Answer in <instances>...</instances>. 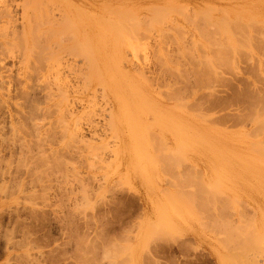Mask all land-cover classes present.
<instances>
[{"label":"rangeland","instance_id":"1","mask_svg":"<svg viewBox=\"0 0 264 264\" xmlns=\"http://www.w3.org/2000/svg\"><path fill=\"white\" fill-rule=\"evenodd\" d=\"M0 16V264H264V0H0Z\"/></svg>","mask_w":264,"mask_h":264},{"label":"bare ground","instance_id":"2","mask_svg":"<svg viewBox=\"0 0 264 264\" xmlns=\"http://www.w3.org/2000/svg\"><path fill=\"white\" fill-rule=\"evenodd\" d=\"M6 1H7V0H6ZM27 1H29V0H27ZM31 1H32V0H31ZM20 2H21V1H20ZM25 3H26V2H25ZM35 4H36V3H35ZM37 4H38V3H37ZM43 4H44V3H43ZM45 4H46V2H45ZM54 4H55V3H52V5H54ZM24 5H25V4H24ZM26 5H27V4H26ZM32 5H33V4H32ZM40 5H41V4H40ZM46 5H47V4H46ZM30 6H31V5H30ZM179 6H181V5H179ZM5 7H7V6H5ZM33 7H35V5H34ZM38 7H39V6H38ZM48 7H49V6H48ZM54 7H55V6H54ZM57 7H58V6H57ZM158 7H159V6H158ZM161 7H162V6H161ZM161 7H160V8H161ZM163 7H165V6H163ZM163 7H162V8H163ZM27 8H28V7H27ZM36 8H37V6H36ZM39 8H40V7H39ZM39 8H37V9L39 10ZM58 8H59V7H58ZM166 8L168 9L169 7H166ZM207 8H208V7H207ZM211 8H212V7H211ZM3 9H4V8H3ZM40 9H41V8H40ZM146 9H148V8H146ZM167 9H166V11H167ZM259 9H260V8H259ZM1 10H2V9H1ZM28 10H29V9H28ZM32 10L34 11V10H36V9L34 8V9H32ZM38 10H37V12H39ZM152 10H153V9H152ZM156 10H157V9H156ZM159 10H160V9H159ZM168 10H169V9H168ZM173 10H174V9H173ZM201 10H202V9H201ZM4 11H5V12H3V13H4V14L6 13L5 16H8L9 13L7 14V12H6L7 9H5ZM62 11H64V10H62ZM211 11H212V10H211ZM222 11H224V10H222ZM1 12H2V11H1ZM30 12H31V11H30ZM158 12H160V11H158ZM163 12H164V11H163ZM203 12H204V11H203ZM25 13H26V12H25ZM33 13H35V12H33ZM45 13H46V12H45ZM63 13H64V12H63ZM37 14H38V15H41L40 17H42V13H37ZM43 14H44V12H43ZM47 14H48V13L44 14L45 18H48L49 14H48V15H47ZM69 14H70V13H69ZM164 14H165V13H164ZM201 14H202V13H201ZM2 15H3V14H2ZM29 15H30V14H29ZM158 15H160V14H158ZM158 15H157V16H158ZM221 15H222V14H221ZM235 15H236V14H235ZM3 16H4V15H3ZM9 16H10V15H9ZM9 16H8V17H9ZM44 16H43V17H44ZM65 16H66V15H65ZM65 16H63V17H65ZM150 16H151V15H150ZM162 16H163V15H162ZM236 16H237V15H236ZM0 17H1V16H0ZM25 17H27V16H25ZM43 17H42V19H43ZM68 17H69V16H68ZM128 17H129V16H128ZM133 17H134V16H133ZM226 17H227V16H226ZM237 17H238V16H237ZM9 18H12V17L10 16ZM29 18H30V17H29ZM45 18H44V19H45ZM69 18H70V17H69ZM130 18H131V17H130ZM159 18H160V17H159ZM32 19H33V18H32ZM42 19H41V20H42ZM127 19H128V18H127ZM131 19H133V18H131ZM134 19H135V18H134ZM150 19H151V18H150ZM157 19H158V18H157ZM163 19H164V18H162V20H163ZM200 19H201V18H200ZM11 20H12V19H11ZM34 20H35V18H34ZM37 20L39 21V17H38ZM46 20H47V19H45V21H46ZM65 20H66V19H65ZM162 20H161V21H162ZM164 20H165V19H164ZM240 20H241V19H240ZM25 21H26V20H25ZM48 21H49V19H48ZM69 21H70V20H69ZM124 21H125V20H124ZM126 21H128V20H126ZM129 21H130V20H129ZM129 21H128V22H129ZM144 21H145V20H144ZM154 21H155V20H154ZM156 21H157V20H156ZM156 21H155V22H156ZM233 21H234V20H233ZM6 22H7V21H6ZM50 22H51V21H50ZM133 22H134V21H133ZM146 22H147V21H146ZM151 22H152V21H151ZM151 22H149V23H151ZM159 22H160V21H159ZM164 22H165V21H164ZM174 22H175V21H174ZM252 22H253V21H252ZM35 23H36V22H35ZM35 23H34V25H35ZM37 23H38V22H37ZM37 23H36V24H37ZM119 23H120V22H119ZM129 23H130V22H129ZM131 23H132V22H131ZM137 23H139V21H137ZM137 23H136V21H135V25H137ZM176 23H177V22H176ZM176 23H175V24H176ZM21 24L23 25V23H21ZM49 24H50V23H49ZM51 24H52V23H51ZM133 24H134V23H133ZM146 24H147V23H146ZM151 24H153V22H152ZM157 24H158V23H157ZM185 24H186V23H185ZM253 24H254V23H253ZM37 25H38V24H37ZM39 25H40V24H39ZM114 25H115L116 27L118 26V25H116V24H114ZM114 25H113V26H114ZM139 25H140V24H139ZM142 25H143V24H142ZM198 25H200V24H198ZM213 25H214V24H213ZM213 25H212V26H213ZM105 26H106V25H105ZM121 26L124 27L123 25H121ZM137 26H138V25H137ZM147 26H149V24H148ZM158 26H159V24H158ZM20 27L22 28L21 30H23V27H22V26H20ZM31 27H33V26H31ZM47 27H48V26H47ZM129 27H131V26H129ZM149 27H150V26H149ZM151 27H153V26H151ZM151 27H150V28H151ZM159 27H161V26H159ZM234 27H235V26H234ZM35 28H36V27H35ZM48 28H49V27H48ZM52 28H53V27H52ZM55 28H56V27H54L53 29H55ZM108 28L111 29V26H109ZM113 28H114V27H113ZM113 28H112V29H113ZM131 28H132V27H131ZM176 28H177V27H176ZM236 28H237V27H236ZM56 29H57V28H56ZM117 29H119V28H117ZM181 29H182V28H181ZM200 29H201V28H200ZM207 29H208V28H207ZM232 29H233V28H232ZM237 29H238V28H237ZM13 30L18 31L16 28L13 29ZM13 30H12V31H13ZM34 30H35V29H34ZM36 30H37V29H36ZM46 30H47V29H46ZM50 30H51V29H50ZM71 30H72V29H71ZM75 30H76V29H75ZM151 30H152V29H151ZM26 31H27V30H26ZM30 31H32V28L30 29ZM109 31H110V30H109ZM126 31H128V30L126 29ZM133 31H134V30H133ZM145 31H146V29H145ZM176 31H177V30H176ZM178 31H179V30H178ZM200 31H201V30H200ZM1 32H2V31H1ZM8 32H10V31L8 30ZM48 32H49L48 34H50V31H48ZM54 32H55V31H54ZM54 32H53V33H54ZM62 32H63V31H62ZM76 32H77V31H76ZM113 32H114V30H113ZM117 32H118V31H117L116 28H115V32H114V33H115V34H114L115 37L117 36V34H120L119 32H118V33H117ZM129 32H130V31H129ZM147 32H149V31H147ZM198 32H199V31H198ZM202 32H203V31H202ZM213 32H214V31H213ZM2 33H3V32H2ZM12 33H13V32H12ZM32 33H33V32H32ZM32 33H31V34H32ZM116 33H117V34H116ZM166 33H167V32H166ZM210 33H211V32H210ZM262 33H263V32H262ZM16 34H17V32H16ZM16 34H15V35H16ZM19 34H20V32L18 33V36L20 37L21 35H19ZM25 34H27V33H25ZM25 34H22V35H25ZM29 34H30V32H29ZM34 34H35V33H34ZM56 34H57V33H56ZM125 34H126V33H125ZM129 34H130V33H129ZM133 34H134V33H133ZM138 34H141V33H138ZM180 34H181V33H180ZM212 34H213V33H212ZM216 34H217V33H216ZM216 34H215V35H216ZM233 34H234V33H233ZM239 34H240V33H239ZM2 35H3V34H2ZM32 35H33V34H32ZM53 35H54V34H53ZM53 35H52V36H53ZM72 35H73V34H72ZM112 35H113V33H112ZM141 35H142V34H141ZM141 35H140V36H141ZM166 35H167V34H166ZM205 35H206V34H205ZM236 35H237V34H236ZM0 36H1V34H0ZM3 36H4V35H3ZM8 36H9V35H8ZM10 36H11V35H10ZM18 36H15V37H17V40H19V41H21V42H22V41L25 42V40H26V39H25V36H26V35L24 36V40H20L21 38L23 39V37L19 38ZM30 36H31V35H30ZM34 36H35V35H34ZM40 36H41V35H40ZM50 36H51V35H50ZM54 36H55V35H54ZM77 36H78V35H77ZM118 36H119V35H118ZM118 36H117V39H118ZM145 36H146V35H145ZM145 36H144V37H145ZM175 36L178 37V35H175ZM207 36L209 37V35H207ZM210 36H211V35H210ZM223 36H224V35H223ZM5 37H6V36H5ZM31 37H32V36H31ZM38 37H39V36H38ZM67 37H68V36H67ZM73 37H75V36H73ZM214 37H215V36H214ZM248 37H249V36H248ZM8 38H9V37H8ZM12 38H14V37H12ZM26 38H28V37L26 36ZM39 38H40V37H39ZM39 38H38V39H39ZM68 38H69V37H68ZM142 38H143V37H142ZM206 38H207V37H206ZM210 38H211V37H210ZM15 39H16V38H15ZM29 39H30V38H29ZM32 39H33V37H32ZM65 39H66V37H65ZM177 39H178V38H177ZM217 39H218V38H217ZM236 39H238V38H236ZM17 40H16V41H17ZM60 40H61V39H60ZM60 40H59V41H60ZM75 40H76V39H75ZM114 40H115V39H114ZM139 40H140V39H139ZM179 40H180V39H179ZM209 40H210V39H209ZM221 40H222V39H221ZM2 41H3V40H2ZM19 41H17V42H18V43H17L18 49L22 47L21 44H20L21 42L19 43ZM26 41H27V40H26ZM31 41H33V40H31ZM31 41H30L31 44H33V43L35 42V41H33V42H31ZM78 41H80L79 44H81V40H78ZM83 41H84V40H83ZM83 41H82V42H83ZM162 41H163V40H162ZM52 42H54V41H52ZM60 42H61V41H60ZM70 42H71V40H70ZM244 42H245V41H244ZM5 43H6V45H8L7 42H5ZM25 43H27V42H25ZM35 43H36V42H35ZM42 43L44 44V41H42ZM55 43L57 44V42H55ZM83 43L86 44L85 42H83ZM83 43H82V44H83ZM115 43H116V42H115ZM250 43H251V42H250ZM260 43H261V42H260ZM13 44H16V43L13 42ZM13 44H12V45H13ZM19 44H20V45H19ZM22 44H23V43H22ZM38 44H39L40 46H43V44H40L39 40H38V43H36V45H38ZM58 44H59V43H58ZM63 44H64V43H63ZM66 44H67V43H66ZM82 44H81V45H82ZM138 44H139V43H138ZM205 44H206V43H205ZM245 44H246V43H245ZM26 45L29 46L28 44H26ZM26 45H23V46H24V48H25L26 50H27V49L29 50V53H28L29 56H30V55L32 56V54H33L34 52L36 53L35 50L33 51L32 54H31V52H30V49H31V48H35V47H37L35 44L33 45L34 47H31V48L25 47ZM50 45H51V44H50ZM52 45H53V43H52ZM52 45H51V46H52ZM54 45H55V44H54ZM70 45H71V44H69V46H70ZM89 45H90V44H89ZM124 45H125V44H124ZM140 45H141V44H140ZM0 46H2V45L0 44ZM10 46H11V44H10ZM17 46H15L14 48H17ZM20 46H21V47H20ZM40 46H38V48H39ZM44 46H45V44H44ZM51 46H50V47H51ZM56 46H57V45H56ZM59 46H60V44H59ZM64 46H65V44H64ZM64 46H63V47H64ZM138 46H139V45H138ZM11 47H12V46H11ZM60 47H61V46H60ZM71 47H72V46H71ZM71 47H70V48H71ZM88 47H89V46H88ZM214 47H215V46H214ZM217 47H218V46H217ZM24 48H23V50H24ZM42 48H43V47H42ZM42 48L40 47V50H41V51L39 50L41 53L43 52V51H42ZM44 48H46V46H45ZM44 48H43V49H44ZM89 48H90V47H89ZM138 48H139V47H138ZM162 48H163V47H162ZM183 48H184V46H183ZM186 48H187V47H186ZM12 49H13V48H12ZM35 49H36V48H35ZM67 49H68V48H67ZM73 49H75L74 46L72 47V51H73ZM6 50L8 51L9 48H7ZM20 50H22V48H21ZM26 50H24V51H26ZM44 50H45V49H44ZM80 50H82V49H80ZM87 50H88V49H87ZM123 50H124V49H123ZM162 50H163V49H162ZM31 51H32V49H31ZM45 51H46V50H45ZM48 51H49V50H48ZM54 51H55V50H54ZM69 51H70V49H69ZM89 51H90V49H89ZM89 51H88V52H89ZM128 51H129V50H128ZM182 51H183V50H182ZM213 51H214V50H213ZM0 52H2V51H0ZM5 52H6V51H5ZM17 52H18V51H17ZM20 52H21V51H20ZM22 52H23V51H22ZM22 52H21V55H25V53L28 52V51H26L25 53H22ZM60 52H61V51H60ZM75 52H77V50H75ZM80 52H81V51H80ZM80 52H79V50H78L77 53L79 54ZM86 52H87V51H86ZM86 52H85V53L82 52V53H84V55H85ZM88 52H87V53H88ZM156 52H157V51H156ZM187 52H188V51H187ZM215 52H216V50H215ZM218 52H220V51H218ZM41 53H40V54H41ZM55 53H56V52H52V55H54V57H55V55H56ZM70 53H71V52H70ZM73 53H74V52H73ZM89 53H91V52H89ZM89 53L87 54L86 58H87V57H91L92 54H89ZM113 53H114V52H113ZM1 54H2V53H1ZM4 54H5V53H4ZM13 54H14V53H13ZM17 54H19V53H17ZM37 54H38V50H37ZM67 54H69V52H68ZM165 54H166V52H165ZM182 54H183V53H182ZM5 55H6V54H5ZM19 55H20V54H19ZM26 55H27V53H26ZM35 55H36V54H35ZM69 55H70V54H69ZM84 55H83V56H84ZM116 55H117V54H116ZM137 55H138V54H137ZM140 55H141V54H140ZM219 55H220V54H219ZM29 56H28V57H29ZM58 56H59V55H58ZM21 57H23V58H21V60H23L25 56H21ZM40 57H41V58H40ZM40 57H37V58L43 59V57H44V56H43V53H42V56H40ZM56 57H57V56H56ZM56 57H55V58H56ZM84 57H85V56H84ZM16 58H17V57H16ZM33 58H35V57H33ZM45 58H47V57L45 56ZM48 58H49V56H48ZM48 58H47V59H48ZM55 58H54V59H55ZM212 58H213V57H212ZM25 59H26V58H25ZM28 59L30 60V58H28ZM47 59H46V60H47ZM51 59H52V58H51V56H50V60H51ZM87 59H89V58H87ZM139 59H140V58H139ZM141 59H142V58H141ZM161 59H162V58H161ZM218 59H219V57H218ZM220 59H221V58H220ZM0 60H1V59H0ZM46 60H45V61H46ZM48 60H49V59H48ZM94 60H95V59H94ZM172 60H173V59H172ZM192 60H194V59H192ZM26 61H28V60H26ZM34 61H35V60H34ZM157 61H158V60H157ZM176 61H177V60H176ZM219 61L221 62L222 59L219 60ZM20 62H21V61H20ZM52 62L54 63L55 60L52 61ZM52 62H51V63H52ZM95 62H96V60L94 61V63H95ZM158 62H159V61H158ZM169 62H171V61H169ZM174 62H175V61H174ZM212 62H213V61H212ZM18 63H19V62H18ZM24 63H25V62H24ZM35 63H36V62H35ZM39 63H40V62H39ZM49 63H50V61H49ZM49 63H48V64H49ZM53 63H52V64H53ZM171 63H172V62H171ZM171 63H170V64H171ZM175 63H176V62H175ZM184 63H185V62H184ZM37 64H38V63H37ZM179 64H180V63H179ZM219 64H220V63H219ZM225 64H226V63H225ZM34 65H35V64H34ZM38 65H39V64H38ZM41 65H42V64H41ZM95 65H96V64H95ZM39 66H40V65H39ZM50 66H51V65H49V68H50ZM74 66H75V65H74ZM97 66H98V65H97ZM36 67H37V65H36ZM182 67H183V66H182ZM198 67H199V66H198ZM198 67H197V68H198ZM202 67H203V66H202ZM6 68H7V67H6ZM32 68H33V67H32ZM34 68H35V67H34ZM34 68H33V70H34ZM39 68H40V67H39ZM41 68H42V67H41ZM178 68H179V67H178ZM260 68H262V67H260ZM25 69H26V68H24V70H25ZM36 69H37V68H36ZM84 69H85V68H84ZM198 69H199V68H198ZM68 70H69V69H68ZM82 70H83V69H82ZM94 70H95V69H94ZM26 71H27V70H26ZM34 71H36V70H34ZM37 71H38V70H37ZM97 71H98V69H97ZM164 71H165V70H164ZM202 71H203V69H202ZM81 72H83V71H81ZM98 72H99V71H98ZM136 72H137V71H136ZM138 72H139V71H138ZM180 72H181V71H180ZM210 72H211V71H210ZM217 72H218V71H217ZM32 73H33V72H32ZM35 73H36V72H35ZM38 73H39V72H38ZM88 73H89V70H88ZM90 73H91V72H90ZM195 73H196V72H195ZM202 73H203V72H202ZM36 74H37V73H36ZM179 74H180V73H179ZM181 74H182V73H181ZM185 74H187V73H185ZM211 74H212V72H211ZM96 75H97V74H96ZM96 75H94V79H96V78H95ZM98 75H100V74L98 73ZM98 75H97V76H98ZM39 76H40V75H39ZM91 76H93V75L90 74V77H91ZM176 76H177V75H176ZM55 77H56V76H55ZM180 77H182V76H180ZM192 77H193V76H192ZM205 77H206V76H205ZM205 77H204V78H205ZM214 77H215V76H214ZM27 78H28V77H27ZM86 78L89 79L88 74H87V77H86ZM91 78H92V77H91ZM204 78H203V80H204ZM53 79H54V77H53ZM206 79H207V78H206ZM54 80H55V79H54ZM97 80H98V78H97ZM215 80H216V79H214V81H215ZM219 80H220V79H219ZM85 81H86V80H85ZM99 81H100V79H99ZM99 81H98V82H99ZM46 82H47V81H46ZM60 82H62V80H61ZM94 82H95V80H94ZM205 82H206V80H205ZM207 82H208V81H207ZM100 83L102 84L101 81H100ZM100 83H99V84H100ZM56 84H57V80H56ZM101 84H100V85H101ZM175 84H176V83H175ZM213 84H214V83H213ZM52 85H53V84H52ZM89 85H90V84H89ZM33 87H34V86H33ZM54 87H57V85H54ZM90 87H91V86H90ZM58 88H59V87H58ZM58 88H55L56 92L58 91V90H57ZM101 88H102V85H101ZM256 88H257V87H256ZM261 88H262V87H261ZM60 89H61L62 91L64 90V89H62V88H59V90H60ZM103 89H104V88H103ZM262 89H263V88H262ZM44 90H45V87H44ZM48 90H50V89H48ZM174 90H175V89H174ZM198 90H199V89H198ZM89 91H90V90H89ZM261 91H262V90H261ZM48 92H49V91H48ZM60 92H61V91H59V93H60ZM64 92H65V90H64ZM64 92H61L62 94H61V93L59 94V95H61V97L63 96L62 98H65L64 95H63ZM187 92H188V91H187ZM24 93H25V92H24ZM50 93H51V92H50ZM175 93H177V91H176ZM258 93H260V90H259ZM48 94H49V93H48ZM51 94H52V93H51ZM57 94H58V93H57ZM263 94H264V93H263ZM59 95H55V96H59ZM173 95H174V94H173ZM175 95H176V94H175ZM177 95H178V93H177ZM169 96H170V95H169ZM186 96H187V95H186ZM208 96H209V94H208ZM59 97H60V96H59ZM181 97H182V96H181ZM47 98H48V96H47ZM62 98H59L60 100H59V99H58V100L61 102V99H62ZM178 98H179V96H178ZM48 99H49V98H48ZM48 99H47V100H48ZM91 99H92V98H91ZM173 99H174V98H173ZM173 99H172V100H173ZM34 102H35V101H34ZM56 102H57V101H56ZM63 103H64V102H63ZM17 104H18V103H17ZM60 104H61V103H60ZM54 105H55V104H53V106H54ZM64 105H65V104H64ZM203 105H204V104H203ZM51 106H52V105H51ZM183 106H184V105H183ZM184 107H185V106H184ZM54 109H56V108H54ZM62 109H64V108H62ZM184 109H185V108H184ZM66 112H67V111H65V113H66ZM193 112H194V111H193ZM69 113H70V112H69ZM109 113H110V112H109ZM61 115H62V114H61ZM69 115H70V114H69ZM109 115H110V114H109ZM64 116H65V115H64ZM64 116H63V117H64ZM67 116H68V115H67ZM71 116H72V114H71ZM61 117H62V116H61ZM61 117L59 116V119H60ZM63 117H62V118H63ZM73 117H74V116H73ZM75 117L77 118V116H75ZM75 117H74V119H75L74 124H77V122H76L77 120H76ZM107 117H108V116H107ZM111 117H112V116H111ZM111 117H110V118H111ZM203 117H204V116H203ZM62 118H61L60 120H59V119H58V120H59L60 122H62V123H65V121H64ZM201 118H202V117H201ZM66 119H67V118H66ZM71 119H73V118H71ZM103 119H104V118H103ZM211 119H212V118H211ZM30 120H31V119H30ZM30 120H29V121H30ZM58 120H57V121H58ZM107 120H108V119H107ZM204 120H205V119H204ZM209 120H210V119H209ZM206 121H207V120H206ZM14 122H15V121H14ZM22 122H23V121H22ZM60 122H59V123H60ZM69 122H72V120H70ZM108 122H109V121H108ZM207 122H208V121H207ZM16 123H17V122H16ZM88 123H90V122H88ZM211 123H212V122H211ZM213 123H214V122H213ZM69 124H71V123H69ZM92 124H93V123H92ZM109 124H110V122H109ZM21 125H22V124H21ZM35 125H36V124H35ZM110 125H111V124H110ZM215 125H216V124H215ZM68 126H69V125H68ZM64 127H65V126H64ZM64 127H63V128H64ZM73 127H74V126H73ZM76 127H77V126H76ZM65 129H66V128H65ZM72 129L74 130V128H72ZM216 129H217V128H216ZM261 129H262V128H261ZM61 131H62V130H61ZM64 132H65V131H64ZM66 132H67V131H66ZM73 132H74V131H73ZM150 132H153V131H150ZM188 133H189V132H188ZM92 134H93V133H92ZM155 134H156V133H155ZM155 134H154V135H155ZM190 134H191V133H190ZM190 134H189V135H190ZM69 135H70V134H69ZM74 135H75L74 133L71 134V138H75V140H76V137H73ZM77 135H78V134H77ZM77 135H75V136H77ZM176 135H177V134H176ZM189 135H188V136H189ZM182 136H183V134H182ZM98 137H99V135H98ZM100 137H101V136H100ZM35 138H36V137H35ZM47 138H48V136H47ZM79 138H80V137H79ZM155 138H156V137H155ZM179 138H180V135H179ZM187 138H188V137H187ZM189 138H190V137H189ZM189 138H188V139H189ZM81 139H82V138H81ZM81 139H77V141L80 142V141H82ZM84 139H85V138H84ZM160 139H161V138H160ZM183 139H184V138H183ZM61 140H62V139H61ZM87 140H89V139L87 138ZM137 140H138V139H137ZM178 140H179V139H178ZM90 141H92V139H91ZM183 141H185V140H183ZM186 141H187V140H186ZM261 141H262V140H261ZM261 141H259V142H261ZM84 142H86V141H84ZM161 142H163V141H161ZM181 142H182V141H181ZM42 143H43V142H42ZM262 143H263V141L260 143L259 146H261ZM84 144H85V143H84ZM163 144H164V143H163ZM252 144H253V143H252ZM252 144H251V146H252ZM66 145H67V144H66ZM95 145H96V144H95ZM100 145H101V144H100ZM105 145H106V143H105V144L103 143V146H104V147H105ZM254 145H256V144H254ZM101 146H102V145H101ZM101 146H100V147H101ZM103 146H102V147H103ZM180 146H181V145H180ZM180 146H179V147H180ZM251 146H250V147H251ZM40 147H41V146H40ZM71 147H72V146H71ZM100 147H96V148H100ZM75 148H76V147H75ZM175 148H176V147H175ZM251 148H252V147H251ZM251 148H250V149H251ZM262 148H264V145L261 146V148H259V149H261V151H262ZM67 149H68V148H67ZM72 149H74V147H73ZM80 149H81V148H80ZM85 149H86V147H85ZM100 149H101V148H100ZM105 149H106V148H105ZM259 149H256V150H258V152H257V151H255V152H257L258 155H259V154H262V153L264 154L263 151H262L261 153H259V152H260ZM78 150H79V149H78ZM81 150H82V149H81ZM89 150H90V149H89ZM179 150H180V149L177 148V149H176V152H179ZM251 150H252V149H251ZM251 150H250V151H251ZM263 150H264V149H263ZM79 151H80V150H79ZM91 151H92V150H91ZM174 151H175V149H174ZM53 152H54V151H53ZM172 152H173V151H172ZM176 152H174V153L176 154ZM79 153H80V152H79ZM257 153H256V154H257ZM51 155H52V154H51ZM82 156H83V155H82ZM260 156H262V155H260ZM60 157H61V156H60ZM60 157H59V158H60ZM94 157H95V156H94ZM252 157H253V156H251V158H252ZM262 157H264V156H262ZM53 158H54V157H53ZM56 158H57V157H56ZM66 158H67V157H66ZM252 159H253V158H252ZM258 159H259V158H258ZM56 160H57V159H56ZM56 160H55V161H56ZM256 160H257V159H256ZM63 162H64V161H63ZM65 162H66V161H65ZM250 162H251V161H250ZM253 162H254V161H253ZM257 162H258V161H257ZM245 163H246V162H245ZM251 163H252V162H251ZM254 163H255V162H254ZM262 163H263V162H262ZM247 165H249V164L247 163ZM251 165H252V164H251ZM253 166H254V165H252V167H253ZM249 168H250V167H249ZM245 169H246V168H245ZM260 169H261V168H260ZM242 170H244V169H242ZM251 170H252V169H251ZM244 171H245V170H244ZM242 172H243V171H242ZM248 172H249V171H248ZM250 172H251V171H250ZM243 173H244V172H243ZM245 173H246V172H245ZM256 173H258V172H256ZM253 211H254V210H253ZM258 211H259V209H258ZM258 214H259V213H258ZM258 214H257V211H256V212L254 211V212H253V215H252V216H253L252 219H250V217H249V219H250V223H252V224L248 223L249 221H247V218L245 219V215H242V216H241L242 219H241V218L239 219V221L241 220V221H240V222H241V228H242V229H241V232H243L244 229L246 228V223L249 224V225H252L251 227H253V229L258 227ZM246 216H247V215H246ZM251 220H252V221H251ZM246 221H247V222H246ZM249 225H247V226H249ZM250 229H251V228H250ZM253 229H252V230H253ZM256 231H257V229H256ZM261 231H262V230H261ZM241 232H240V233H241ZM261 234H262V233H261ZM242 236H243V235H242ZM244 236H245V234H244ZM245 237H246V236H245ZM243 241L245 242V240H243ZM241 243H242V246H243V245L246 246V244H244L242 241H241ZM240 246H241V245H240ZM246 247H247V246H246ZM124 259H125V258H124ZM128 259H129V258H128ZM220 259H221V258H220ZM240 259H241V260L239 261L240 263H242V264H246V263H245V261H246V255H245L244 252L241 253V258H240ZM125 260H126V259H125ZM133 260H134V259H133ZM122 262H123V261H122ZM220 262H221V261H220ZM125 263H126V262H125ZM119 264H120V261H119Z\"/></svg>","mask_w":264,"mask_h":264}]
</instances>
